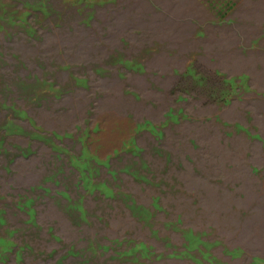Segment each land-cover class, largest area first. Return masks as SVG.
<instances>
[{"label": "rangeland", "instance_id": "obj_1", "mask_svg": "<svg viewBox=\"0 0 264 264\" xmlns=\"http://www.w3.org/2000/svg\"><path fill=\"white\" fill-rule=\"evenodd\" d=\"M0 264H264V0H0Z\"/></svg>", "mask_w": 264, "mask_h": 264}]
</instances>
